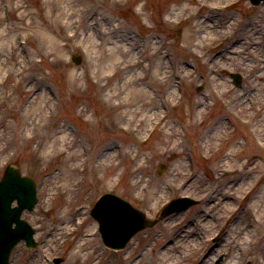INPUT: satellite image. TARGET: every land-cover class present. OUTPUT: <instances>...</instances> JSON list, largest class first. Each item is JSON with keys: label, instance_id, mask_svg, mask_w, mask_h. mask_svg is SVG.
<instances>
[{"label": "rangeland", "instance_id": "obj_1", "mask_svg": "<svg viewBox=\"0 0 264 264\" xmlns=\"http://www.w3.org/2000/svg\"><path fill=\"white\" fill-rule=\"evenodd\" d=\"M261 4V6H250L248 0H239L234 8L223 10V14H219L221 18H228L230 22L236 20L237 23L231 32L232 37L224 36L222 33L217 34L225 38L221 41V47H217L220 48L222 57L235 43L232 40L237 37L245 40L248 36L254 38L247 32H259L257 37L261 40V45L255 51L260 53L264 50V3ZM171 6H180V3L178 4L176 0H122L118 4L110 3L109 0H0V59L7 62V66L0 63V71L3 68L4 71L8 69L3 79H0V149L6 145V141L11 149L0 150V174L3 169L2 164L6 161L19 165L23 174L35 177L38 197L34 209L23 213V217L35 230L38 245L28 250L22 242L19 243L11 254V264H54L47 262L46 256L61 257L63 261L59 264H76L80 260H86L84 255L79 258L71 256L76 254L80 246L87 251L98 249L105 259L104 262L100 257L94 256L86 264L91 262H93L91 264H103L107 261L109 264H117V262L120 264L119 260L122 261L121 264L123 262L128 264L130 262H126L124 258L125 252H131V245L136 243L145 249L142 253L137 252L141 254L142 264H173V262L197 264L201 260H207L206 256L218 242L216 228L212 225L214 220L219 218L225 203L223 207L212 209L202 201L186 211L158 220L132 237L131 242L119 253L118 261L114 258V254L104 251L99 237L97 239L94 237V241L85 239V243L80 246L76 242L82 233L84 236L85 233H92L96 226L90 218L87 221L84 219L85 212L80 219L79 216L70 218V222L76 220V223L83 220L80 225H75L76 229L72 234L65 235L68 227L63 228L60 233L52 231L51 228L58 222L56 209L60 207L65 209L68 206L72 209L73 205L81 203L87 205V202H93L102 191L111 189L150 216L156 215L172 198L189 195L198 200L205 197L207 191L211 189H216L213 196H219V189L224 186V190H229L227 193L230 206H250L260 190L264 193V162L261 159L259 162L262 166L255 173L259 178L255 187L252 185L253 178L242 174L237 176V179L241 178L251 184L250 186L247 184L251 190L249 194L246 189L245 192L232 190L233 184L238 183L239 180L230 183L233 175L225 173L222 170L224 167L220 166L218 172L215 170L217 164L224 159V154L238 141L246 148H243V153L237 159L243 156L247 158L251 153L264 158V152L254 144L256 137H262L259 133L264 126L261 122L259 127L255 124H245L244 115L238 116L236 108L225 104L233 93L234 96L231 98L237 97L240 93V96L235 98L237 101L235 99L233 101L242 105L243 95L247 94V98L250 97L249 94L255 87L253 84L257 83L253 77L254 70L250 69V66L253 68L254 53L250 54L244 47L239 54L230 55L235 60L228 61L231 63L228 64L231 67L229 71L236 69L241 75L240 85L235 86L230 74H227L228 71L224 70L218 71L213 76L218 80V83L213 85L206 80L210 66L206 62L196 60L197 56L193 58L188 55L191 50L182 47L184 38L189 40V44L193 42L194 36H202L206 31L202 26L199 28V33L195 34L190 30L188 20L176 21L175 16L172 20L168 18L166 23ZM63 10L67 11L64 13ZM78 16H81L82 22L74 28L76 21L79 20ZM207 17L218 18L215 15ZM248 21H255L253 27L257 26V30L250 31V28H245L244 25ZM89 23H93L92 27H88ZM114 24L119 25V28H114ZM101 25L108 28L109 34H102ZM134 29L140 32V35H156L164 42L165 45L161 49L163 60H155L156 55H152L154 46L149 42L150 39L144 41L134 36V42L131 43L134 35H131V32ZM68 32H75V37H68ZM25 36H28L26 43H20L25 41ZM91 41L99 46L90 47ZM82 42L86 45V54ZM110 44H119L122 48L111 53ZM258 46L257 43L255 48ZM72 55H80L79 64L70 61ZM212 55L214 56V53L210 49L207 55L208 62ZM135 58H140L141 62L134 69L121 70L125 73L116 72L115 69L119 70L126 66H120L126 63L125 61ZM220 66L224 67V65ZM185 67L191 71L190 75L194 81L179 85L176 81L177 75L180 74L179 70L185 71ZM161 75L166 76L163 82L159 80ZM124 76L125 78L131 76V86ZM92 78L98 79V82L96 83ZM200 82H203V85ZM32 83L35 88L33 91ZM212 85L216 87L213 88ZM25 87L31 88L30 91L27 92ZM169 87L177 96L173 101H177L178 104L172 102V106L160 107L163 100L161 95ZM145 88L148 89V93ZM213 90L224 93L218 96L211 93ZM130 91L139 94L137 99L131 98V110L129 105L123 107L120 104L122 107H114L115 109L109 107L111 101L118 102ZM104 94L109 96L108 100L111 101L101 100L100 96ZM147 100L150 101L148 109L150 111L153 109L158 119L164 115V129L161 130L159 126L151 128L147 141L140 143L132 136L133 133L118 128L117 124L128 126L126 120L129 119L133 108H137L138 111L141 109L145 113L142 103L148 102ZM198 100L201 103L199 106H194V102ZM155 102L158 103V108H152ZM244 105L246 108V103ZM188 109L200 111V116L196 118L199 120L191 121L189 126L184 122L183 115ZM253 109L256 110L255 107ZM249 111L253 113L251 109ZM219 117L229 125L226 129L218 130L219 139L215 143L211 135L216 129L209 130L205 127L212 126ZM253 117L258 120L261 118L255 114ZM34 121H37L38 125L34 126ZM64 124L68 131L74 130L76 135L69 132L71 136H77L78 150L82 147L91 150L95 144L107 140L119 149L116 160L119 165L115 170L108 167L98 172L100 177L97 178L96 173H90L89 165L87 166L84 172L86 184L78 190H69L73 192V200L70 192L63 188L50 189V185L55 186L56 182L53 181L54 176L49 173L53 171L51 162L40 163L36 159L51 144V139L65 132ZM149 127L151 126L139 131L142 136L147 135ZM172 131L177 135L173 136ZM27 133L33 135L32 139L27 138L29 135ZM202 135L205 136L201 137ZM202 140L206 141L204 148L200 145ZM136 141L139 142V148ZM126 150L132 151L128 153ZM133 156L139 157L138 160L142 161L145 167L131 175L135 166ZM232 160L235 162L234 158ZM160 163L165 164L166 168L161 175H157L156 170ZM61 171V169L57 170V172ZM176 171H180L182 175L175 176ZM76 175L78 174H74ZM137 182L138 184L134 185ZM167 183L174 185L165 187ZM231 191L235 192L234 195L229 194ZM48 192L51 195L45 203L44 199ZM152 192L165 195L158 205H151L147 199ZM260 205H264L262 194ZM204 210L208 213L205 214ZM203 217L207 218L206 221H203ZM166 222L171 228L181 226L182 229L176 233L175 240L181 239L184 245L190 239L198 237V243L202 240L205 243L203 250L193 253L192 259L191 256L189 259H177L188 250L182 247L172 255L165 254V258H161V253L164 251L160 250L163 247L160 243L167 235L164 229ZM179 234L185 236L180 237ZM139 238L143 239L139 240ZM245 238L241 251L244 259L247 260L253 255L252 251L249 252L247 249L256 248L254 241L257 238L254 235L248 237L246 234ZM151 247L156 249L151 251ZM220 255H217L211 264H216L219 259L221 260L218 264L231 263V259L227 258L226 254ZM67 260L71 262L67 263Z\"/></svg>", "mask_w": 264, "mask_h": 264}, {"label": "bare ground", "instance_id": "obj_2", "mask_svg": "<svg viewBox=\"0 0 264 264\" xmlns=\"http://www.w3.org/2000/svg\"><path fill=\"white\" fill-rule=\"evenodd\" d=\"M118 0H109L110 3H116ZM177 3H180V6H171L168 10V16L166 18V23L168 18H171V20L174 18L176 21H180L182 19L188 20L190 30H192L193 33L198 34L199 33V28H204L206 32L202 36H194L193 42L188 44L187 38H184L182 40L183 43V48H188L191 51H189L188 55L192 56L193 58L197 56L196 60L198 61H203L208 64L209 70L207 71L206 75V80H209L212 82V84H217L218 80L214 79L213 76L217 74L218 71L223 72L224 71H229L231 67L228 66V64L231 65L230 61L232 57L230 55H237L240 53L241 49L246 47L248 52L251 54V52L254 53V63H252V67L250 66V69L254 70V80H256L257 83L253 84L254 89L252 91L249 98H247V94L243 95V98L241 100L242 103H236L237 97L240 96V93H238L237 97L231 98V96H234V93L229 97V100L225 102L226 105L232 108H236L237 115H244L246 121L245 124H250V125H257L259 127V123L264 126V50L262 52H257L255 51L258 49L261 45V40L257 37L259 35V32H247L254 38H251L250 36L247 37L245 40L242 37H235L236 39L232 40V42H235L228 48V50L225 53V56H221V52L217 47H221V41L225 40V38H222V35H217L219 33H222L224 36L227 37H232V30L234 27L237 26L236 20L235 21H228V18H221L219 14H223V10L221 9L226 8L229 6V3L232 1H237V0H176ZM209 1V2H208ZM21 6V4L19 5ZM67 10H63L65 13ZM69 15V14H67ZM184 15V17H183ZM210 15H215L218 18H208L207 16ZM264 15V12H263ZM79 20L76 21L74 28L77 26V24L82 22L81 16H78ZM183 17V18H182ZM181 18V19H180ZM193 20V21H192ZM255 24V21H248L246 25H244L245 28H250V31H254V29L257 30V26L253 27ZM93 23H89L88 27H92ZM194 29V30H193ZM75 30V29H73ZM216 34V35H215ZM91 36V34H90ZM88 37V35H87ZM163 38V37H162ZM149 42L153 43V48L154 50L152 52V55H156L155 60H161V55L163 52H159V48L162 49V47L165 45L164 42L157 37L156 35H150ZM147 39H144L146 41ZM134 42V36L133 39H131V43ZM120 43V42H119ZM241 43V45H237ZM258 43V47L255 48V46ZM157 44V45H156ZM159 45V48H158ZM212 45H214L212 47ZM237 45V46H236ZM98 47L94 41H91L90 47ZM85 47V46H84ZM111 47V53L115 52L116 49L122 48L121 45L119 44H110ZM235 47V48H234ZM2 49V48H1ZM212 49V52L214 53V56L212 55L209 62L207 60V55L208 52ZM121 51V50H120ZM202 52L203 54H200ZM42 53V52H41ZM194 54V55H193ZM30 59H28L29 61ZM163 60V59H162ZM233 62L235 59H232ZM126 63L120 65L123 66L126 64V66L129 69H134L136 65H138L141 62L140 58H135L133 60H127L125 61ZM0 63L3 64L4 66H7V62L5 60L0 59ZM224 65V67L220 66ZM220 66V67H218ZM218 67V68H216ZM156 69V67H155ZM116 72H118L117 69H115ZM8 69L4 71V68L0 71V79H3L4 73L6 74ZM157 71V70H156ZM193 71V69H192ZM155 72V70L153 71ZM163 72V71H162ZM211 74H210V73ZM179 75H177L176 81L179 83V85H182L184 82H192L194 81V78L191 77L190 73L191 71L188 70L187 67H185L184 70H179ZM100 75V73H98ZM168 76V75H167ZM107 77L105 76V79ZM125 78V76H124ZM128 84L131 86V76L129 78H125ZM158 79V77H156ZM134 80V79H133ZM161 82L165 80V76L161 75L159 78ZM175 81V82H176ZM5 85V84H4ZM177 86V83L175 84ZM215 88L216 86H213ZM36 86V85H35ZM30 87V85L28 86ZM27 91H30L31 88L25 87ZM34 83H32V91L34 90ZM145 90L148 93V89L145 88ZM167 90V89H166ZM226 91V90H225ZM145 92V91H144ZM134 93V92H132ZM131 91L129 93H125L119 101H114L116 103V108L117 107H124L125 105H131V98L134 100L137 99L139 94L134 93L133 96H131ZM212 93V91H211ZM222 94L224 92H221ZM167 94V98H166ZM109 95V94H107ZM162 103L160 104L161 106H172V102L177 96L172 92V90L169 89L161 95ZM166 98V99H165ZM235 99V101H233ZM148 102L143 101L142 106L145 108V113L144 111L137 110V108H133L132 111L136 114H134L131 111V115L127 121L130 129L129 131L135 132L137 136H135L136 140L142 135L139 131L141 129H146L148 126L153 127V125H160L164 121V115L163 117L158 119V116L153 109L151 111L148 109V103H150L149 100ZM156 104L152 106V108H158L159 105L157 102ZM201 102L198 100L197 102H194V106H199ZM244 103H246V108ZM120 104L122 106H120ZM177 101L175 102V105H177ZM256 108L254 110L253 108ZM249 109L253 111V113H250ZM131 110V106H130ZM200 111H189V109L183 114L184 115V122L189 126L190 122L195 120L197 117L200 116ZM258 115L260 118H254L253 115ZM196 119V121H198ZM38 125L37 121H34V126ZM229 123L227 121L223 120L221 117L218 119H215V122L213 125H208L205 128L210 129H216V132L211 135V139L216 143L219 139V134L218 130L222 128H227ZM261 126V125H260ZM65 127V125H64ZM161 129H164V122L161 124ZM254 128V127H253ZM150 127L147 129L149 130ZM256 129L254 128V131ZM65 132L61 135H59L57 138L51 139L50 142L51 144L47 147L46 150L43 151V153L39 154L36 159L40 162L43 163L45 161L51 162V165L53 167L52 173L49 172L51 175H53V181L55 182L54 185H50V189L52 188H63L65 190H70L73 185L77 186V181L74 178V174H78L79 171V166L84 164L89 163L88 169L91 172L97 173L98 171L106 170V168L110 167L112 170H115L118 167V163L114 162V157L117 158V155L115 154L116 152V146H110L107 141H103L101 144L97 146L95 149V154L100 155V159L95 162L96 156L94 155H89L86 157V150L79 151L76 148V140L74 138H71L70 132L64 130ZM29 134V133H27ZM171 134L173 136H176L177 133L172 131ZM258 134V133H257ZM264 139V129L261 130L259 133ZM205 135H202L201 137H204ZM33 135L29 134L27 135L28 139H32ZM207 138V135H206ZM203 141V140H202ZM6 145L2 147L0 150L1 151H7L11 150L9 143L7 141L5 142ZM255 144V143H254ZM256 145V144H255ZM60 146V147H58ZM204 146H206V141L204 142ZM257 148L261 149L260 147H264V141L260 142L256 145ZM243 148L244 144L241 142H235L232 144L230 149L228 150L227 153L224 154V159L220 161L217 166L215 167V170L218 172L220 166L224 167L226 171L230 172L233 176L231 177L230 183H233L234 181H238V183L233 184L232 190H235L236 192H239L241 190H249L250 187H247V184H249L246 180L243 181V179L239 178L237 179V176L239 174L242 175H247L249 178H253L252 185L255 187L257 184V181H259V178L256 176V172L258 171L262 165L259 162L260 159L264 162V158H260L259 155L256 153H251L249 151V156L245 158L243 156L241 159H237L242 153H243ZM129 149H131L129 147ZM119 152V151H117ZM234 158L235 162L232 160ZM56 159V160H55ZM138 157H135V166L134 169L131 171V175L133 173L137 172L140 168H144L142 161L138 160ZM61 169V172H57V170ZM226 172V173H228ZM175 176H181L180 171H176ZM193 176V173L192 175ZM242 180V181H241ZM135 183L134 185H137ZM174 184L167 183V186H173ZM238 185V187H237ZM249 184L248 186H250ZM224 187H221L219 189L220 192H218L219 196H213L215 193L216 189H211L210 191H207L206 196L203 199L204 203L209 205V208H216L220 206H224L223 203H225V206L223 207L224 209L221 211V214L218 219L214 220L213 223V228H216L215 230L218 235V242L216 243V248H212V251L210 252L211 257H207V260H202L201 262H198L197 264H211L212 259L214 256H217L219 253L226 254L227 258L231 259L230 264H264V208L261 209L262 206L260 205L261 201V194L262 198H264V193L260 190L259 194L256 195L255 199L248 205L245 206H238V207H233L230 206L229 202V197H228V191L229 190H224ZM253 188V187H251ZM227 189V187H226ZM242 191V192H243ZM73 192L71 191L70 194ZM51 195L50 192L46 193V197L44 199V202L46 203V200L49 198ZM165 195L158 194V193H151L150 196L147 198L149 199V202L151 205H158L161 201L162 198H164ZM209 197V198H207ZM252 199V197H251ZM255 208V209H254ZM56 208H54L55 210ZM225 211V212H224ZM56 212L57 214V219L58 222L57 224L51 228L52 231L56 233H60L63 228L68 227L70 224V218L75 217L76 213L68 208H57ZM82 214L81 211L78 212V215L80 216ZM67 218H69L67 220ZM206 217H203V221H206ZM211 227V226H210ZM165 232H166V237L165 240L160 243V245L163 246L164 253H161V258H165V254L167 255H172L174 251H177L178 249L182 247L188 248L187 252L184 253V255L178 256L177 259H189V257L195 253L196 251L200 250L203 245H199L196 241L197 237L190 239V241L186 242L183 245V242L181 239H176L175 235L179 231H181V226L178 228H171L169 225L166 223L164 226ZM65 234H68L66 232ZM245 234L249 237L251 235L256 236V240L254 241V244H256V248H251L250 250L247 249V251H252L253 255L251 257H248L247 260L244 259L243 253L241 251V245L244 243ZM180 237L185 236L184 234H179ZM84 237V236H82ZM81 240V239H80ZM170 241V244L169 242ZM84 247L80 246L76 254H71V256H74L76 258L81 257L82 255L85 256V259L87 262L90 260L91 255L87 254L86 252H83ZM256 249V252H255ZM131 258V256H129ZM193 256H191V259ZM177 261V260H176ZM86 262V261H85ZM93 263V262H92ZM141 262L138 261L135 264H140ZM175 264V262H173Z\"/></svg>", "mask_w": 264, "mask_h": 264}]
</instances>
